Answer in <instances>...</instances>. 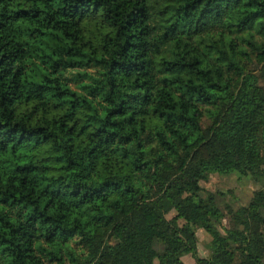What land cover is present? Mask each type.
Masks as SVG:
<instances>
[{
  "label": "trees",
  "instance_id": "trees-1",
  "mask_svg": "<svg viewBox=\"0 0 264 264\" xmlns=\"http://www.w3.org/2000/svg\"><path fill=\"white\" fill-rule=\"evenodd\" d=\"M262 79L264 0H0V264H264Z\"/></svg>",
  "mask_w": 264,
  "mask_h": 264
},
{
  "label": "rangeland",
  "instance_id": "rangeland-1",
  "mask_svg": "<svg viewBox=\"0 0 264 264\" xmlns=\"http://www.w3.org/2000/svg\"><path fill=\"white\" fill-rule=\"evenodd\" d=\"M25 38L28 42L34 41L35 37L31 34L24 33ZM29 66L30 63L27 62ZM264 84V79L261 80ZM66 84L67 82L64 81ZM58 101L56 97L51 95L49 92H45L44 96L41 98L44 106L48 105V100ZM261 184L254 181L247 175H242L239 172L223 173L220 169L214 168L213 173L206 180H202L200 186L204 189H209L216 192L218 195V202L222 207L225 204L231 203L233 206H238L242 203H248L253 195V192ZM174 211L168 213V217L173 216ZM180 222H183L181 219ZM225 222H229V218L225 217ZM198 234V251L200 254H206L207 249L205 248V242L211 238V235L203 228L197 229ZM183 260L187 264H195V258L191 253H185L183 255ZM153 264H158L159 260L154 253H152Z\"/></svg>",
  "mask_w": 264,
  "mask_h": 264
}]
</instances>
